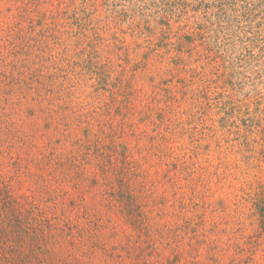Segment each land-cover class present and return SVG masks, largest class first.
Segmentation results:
<instances>
[{
    "label": "rangeland",
    "instance_id": "obj_1",
    "mask_svg": "<svg viewBox=\"0 0 264 264\" xmlns=\"http://www.w3.org/2000/svg\"><path fill=\"white\" fill-rule=\"evenodd\" d=\"M0 120L57 237L125 257L133 207L142 240L189 224L206 264H264V0H0Z\"/></svg>",
    "mask_w": 264,
    "mask_h": 264
},
{
    "label": "trees",
    "instance_id": "obj_2",
    "mask_svg": "<svg viewBox=\"0 0 264 264\" xmlns=\"http://www.w3.org/2000/svg\"><path fill=\"white\" fill-rule=\"evenodd\" d=\"M4 42L3 45H7L6 42L13 45L8 39ZM6 134H11L10 129L0 120V155L4 154L8 148H13L14 141L4 138ZM7 154H10L8 174L0 172V264H74L64 253H60L62 247L57 249L56 246L62 241V244L71 243L73 247L80 250L81 255L88 250L99 249L103 256L112 257L110 264H206V252L204 259L198 258V253L196 254L204 244L196 227L192 230L189 224L175 228L164 225L158 232V235H165L164 240L153 237L142 240L140 238L149 236V231L140 230L139 219L136 218H142V214L133 207L126 209L125 212L128 218H135L132 223L134 234L129 236L135 239L133 241L128 238L125 241L127 242L125 250L127 259L119 254V250L109 252L105 246L100 247L97 243L98 239H93L94 234L88 235L82 228L75 231L80 238L57 237L61 234L66 236L73 234L76 227L63 221L64 217L57 215V218L55 216L53 220H59V222L51 223L46 218V210L43 211L33 201L22 202V197L12 193L11 180L19 176L21 169H19L17 156L10 151H7ZM46 229L51 232V235L46 233ZM111 235H116L114 230ZM144 243H146L145 246ZM160 249L166 254L162 255ZM186 256L188 259L185 258ZM209 260L215 262L216 257L209 254ZM231 260L230 263L234 261V259Z\"/></svg>",
    "mask_w": 264,
    "mask_h": 264
}]
</instances>
